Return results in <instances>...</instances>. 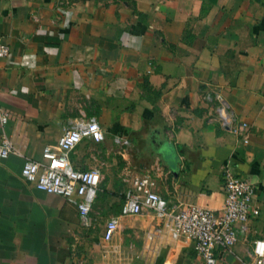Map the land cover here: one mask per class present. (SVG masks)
Wrapping results in <instances>:
<instances>
[{
    "label": "crops",
    "instance_id": "crops-1",
    "mask_svg": "<svg viewBox=\"0 0 264 264\" xmlns=\"http://www.w3.org/2000/svg\"><path fill=\"white\" fill-rule=\"evenodd\" d=\"M0 40V134L21 154L0 159V264H205L191 240L148 237L150 211L120 214L123 179L147 174L168 205L220 212L225 167L254 193L213 264L250 258L264 240V0H0ZM89 117L103 140L68 155L100 174L84 225L73 202L19 171ZM110 217L117 229L103 241Z\"/></svg>",
    "mask_w": 264,
    "mask_h": 264
},
{
    "label": "built area",
    "instance_id": "built-area-1",
    "mask_svg": "<svg viewBox=\"0 0 264 264\" xmlns=\"http://www.w3.org/2000/svg\"><path fill=\"white\" fill-rule=\"evenodd\" d=\"M9 53V47L0 40V58ZM223 123H229L227 111L218 108ZM5 116L0 113V123ZM245 127L243 122L232 125L231 132L238 133ZM93 142L103 140V131L94 117L79 119L65 127L54 144L43 146L40 160L23 158L20 177L31 183L38 191L56 194L76 205L80 221L89 225L88 212L93 202L100 174L96 168L74 169L69 161V153L82 140ZM118 142V138H115ZM14 154L21 156L9 138L0 134V159ZM223 202L220 212L196 204L183 207L168 205L152 187V179L147 174L124 178L127 187L123 193L120 214L135 216L150 211L156 223L147 230L153 237L166 231L169 239L191 240L193 249L205 264H213V250L228 248L237 239V229L243 228L252 205L254 188L250 182L233 174L225 167L221 173ZM117 229V217L108 218L103 225L102 240L108 241ZM240 264H264V240L252 241L250 258Z\"/></svg>",
    "mask_w": 264,
    "mask_h": 264
},
{
    "label": "rangeland",
    "instance_id": "rangeland-1",
    "mask_svg": "<svg viewBox=\"0 0 264 264\" xmlns=\"http://www.w3.org/2000/svg\"><path fill=\"white\" fill-rule=\"evenodd\" d=\"M104 221L103 220H100L99 218H97L95 221H94V226H93V229L95 230H99L101 227H102V223Z\"/></svg>",
    "mask_w": 264,
    "mask_h": 264
}]
</instances>
